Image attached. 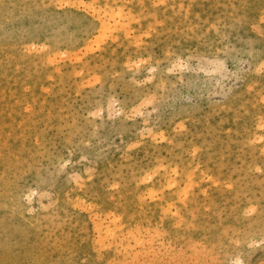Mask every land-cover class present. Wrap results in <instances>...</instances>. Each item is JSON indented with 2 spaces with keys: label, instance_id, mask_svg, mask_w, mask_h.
<instances>
[{
  "label": "rangeland",
  "instance_id": "rangeland-1",
  "mask_svg": "<svg viewBox=\"0 0 264 264\" xmlns=\"http://www.w3.org/2000/svg\"><path fill=\"white\" fill-rule=\"evenodd\" d=\"M237 261L264 264V0H0V264Z\"/></svg>",
  "mask_w": 264,
  "mask_h": 264
},
{
  "label": "snow or ice",
  "instance_id": "snow-or-ice-1",
  "mask_svg": "<svg viewBox=\"0 0 264 264\" xmlns=\"http://www.w3.org/2000/svg\"><path fill=\"white\" fill-rule=\"evenodd\" d=\"M63 166V165H62ZM237 264H239V262L237 261Z\"/></svg>",
  "mask_w": 264,
  "mask_h": 264
}]
</instances>
